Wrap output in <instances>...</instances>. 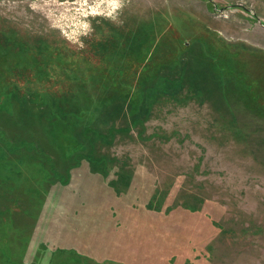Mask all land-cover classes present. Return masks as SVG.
I'll return each mask as SVG.
<instances>
[{
    "label": "rangeland",
    "instance_id": "374dc122",
    "mask_svg": "<svg viewBox=\"0 0 264 264\" xmlns=\"http://www.w3.org/2000/svg\"><path fill=\"white\" fill-rule=\"evenodd\" d=\"M0 264H264V0H0Z\"/></svg>",
    "mask_w": 264,
    "mask_h": 264
},
{
    "label": "trees",
    "instance_id": "16d2710c",
    "mask_svg": "<svg viewBox=\"0 0 264 264\" xmlns=\"http://www.w3.org/2000/svg\"><path fill=\"white\" fill-rule=\"evenodd\" d=\"M145 29V26H144ZM155 29V28H154ZM147 35H146V39H148L150 42H155V40L157 39L156 34L155 35V39L154 40H150L149 39V30H147ZM138 38L140 39V41L142 42V39L145 38L142 36V34L140 33L138 35ZM175 84L170 81L169 79H167L166 77H159L156 81V84L154 85V87H152L151 89V93L148 92V94L151 96V98H153V102L152 104L155 102V100L159 97H169L173 100L176 101H184V97L176 92V88H175ZM151 105V104H150ZM110 136L108 134H106L105 131L102 130H98L97 128H95L91 123H87L85 125L84 131H83V150L78 152L74 158H73V163L71 168H73L74 166L77 167L79 166L82 160H88L91 162V165H98V167H102L101 164H106L104 161H108L110 160L109 163L112 164V170L114 168H118V171H116V175L117 178H120L121 181L124 180L125 176H128L125 167H118V165L116 164L118 161H116L115 158L111 157L110 155L106 154L105 152H102V148L103 146H111L114 142L113 138V134L110 133V131H108ZM14 143V142H13ZM86 143V144H85ZM87 145V146H86ZM14 145L11 144L10 145V150L13 151L15 150V147H13ZM36 147V146H35ZM54 171L52 172L53 175L57 174L58 172L53 169ZM101 170V169H100ZM94 171H96L94 169Z\"/></svg>",
    "mask_w": 264,
    "mask_h": 264
}]
</instances>
